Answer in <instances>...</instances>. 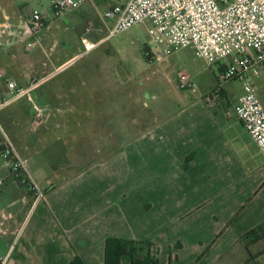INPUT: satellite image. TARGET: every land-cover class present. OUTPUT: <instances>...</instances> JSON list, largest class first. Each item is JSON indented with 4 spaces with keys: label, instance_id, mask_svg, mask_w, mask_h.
Returning <instances> with one entry per match:
<instances>
[{
    "label": "crops",
    "instance_id": "crops-1",
    "mask_svg": "<svg viewBox=\"0 0 264 264\" xmlns=\"http://www.w3.org/2000/svg\"><path fill=\"white\" fill-rule=\"evenodd\" d=\"M30 1L0 0V20L17 24L37 9L46 18L32 49L18 41L0 49V97L8 94V78L27 86L32 77L51 74L33 92L34 101L48 110L44 141L38 132L29 134L33 116L22 123L6 115L7 108L31 106L28 100L11 103L0 119L45 199L34 208L28 185L0 168V257L9 254L8 264H71L76 258L105 264L106 239L115 237L153 239L160 264H223L238 258L241 237L263 223L251 209L240 160L246 147L260 155L234 112L241 95L231 98L221 85L223 98L210 107L205 96L214 85L202 99L186 97L168 115L158 112L151 127L130 139L124 118L129 68L109 58L114 49L107 43L85 53L82 41L103 39L107 27L100 15L127 0H96L63 17H55L50 0L34 6ZM72 33L71 54L66 45ZM72 60L88 65L69 67ZM50 134L57 140L103 139L97 152L105 155L61 178L62 145H46ZM114 137L120 140L116 150ZM122 264H132L131 258L123 257Z\"/></svg>",
    "mask_w": 264,
    "mask_h": 264
},
{
    "label": "built area",
    "instance_id": "built-area-1",
    "mask_svg": "<svg viewBox=\"0 0 264 264\" xmlns=\"http://www.w3.org/2000/svg\"><path fill=\"white\" fill-rule=\"evenodd\" d=\"M96 0H50L55 17L79 9ZM107 27L106 36L96 43L83 39L84 52H90L107 43L112 37L139 24H148L149 34L157 52L146 50L145 56L155 63L163 56L192 48L198 59L209 67L218 65L220 77L217 87L205 96L210 107L222 100L223 83L239 81L243 95L234 107L264 160V105L255 80L264 75V0H127L100 15ZM111 21V24H109ZM90 23L88 30L92 27ZM46 27L44 13L37 9L16 24L10 18L0 20V49L23 42L32 49L37 37ZM51 74L32 77L27 86L16 80L5 81L7 96L0 97V113L11 103L27 99L33 110L31 128L34 132L48 120L46 107L34 101L32 93L45 84ZM179 86L183 90H197V84L187 73H179ZM0 168L28 185L34 195V208L45 199V192L32 178L27 160L22 156L0 119ZM2 181H0V185ZM8 219L11 215H1ZM25 225L21 229L24 230ZM9 254L0 257V264H8Z\"/></svg>",
    "mask_w": 264,
    "mask_h": 264
},
{
    "label": "rangeland",
    "instance_id": "rangeland-1",
    "mask_svg": "<svg viewBox=\"0 0 264 264\" xmlns=\"http://www.w3.org/2000/svg\"><path fill=\"white\" fill-rule=\"evenodd\" d=\"M37 2L39 1H30L32 6L37 4ZM148 28V24L136 25L112 37L105 45L107 48L114 49L111 57H109L110 59L112 58L113 62L119 63L124 69L129 68V76L131 79L129 83V97L126 103V105L128 104V111L124 118L127 119L130 126V139L135 138V136L151 127L157 121L158 112L160 116H165L173 112L178 107V102L176 101H180L186 97L189 99L195 97L202 99L206 92L218 84V78L220 77V67L218 65L209 67L204 60L196 57L192 48L178 50L170 56H163L155 63H150L146 59L145 51L151 50L155 53L158 50L152 41ZM73 35V33L70 35V39H68L66 45L67 51L71 54L73 48L76 47L72 39ZM67 65L69 67L80 68L87 66L88 63L80 60H72ZM179 73L189 74L197 83V90L181 89L178 82ZM255 84L259 98L264 105V75L256 79ZM223 85L231 98H237L243 95L241 82L232 81L223 83ZM32 96L34 97L35 94L33 93ZM16 109L8 110L7 108V117L12 118L15 115L22 123H26L27 118L30 117L31 119V116H33L32 107L28 104L22 109ZM125 113L126 110L124 108ZM127 121L124 124H127ZM2 124L4 126L3 122ZM27 126L29 127V124ZM119 126H121V122L114 124L115 129H118ZM29 130V134L32 135V128ZM41 131L42 128L37 131V135L43 140L44 134ZM91 132L93 131L90 129ZM51 136V134L49 137L46 136V145H54L55 143H57L55 146L59 145L58 143L62 145L59 149L64 154V157L58 161V166L61 168V178H67L76 174L79 171L77 167H85L105 155L101 154L104 152L100 154L97 152V149H102L100 148L99 142L103 141V139L96 137H69L57 140ZM119 143L120 140L114 137L112 143L113 149L116 150ZM39 145L42 144L39 143ZM240 160L243 167V177L248 178L246 182H248V189L251 192V198L253 200L251 209L264 222V165L262 163V157L259 154L255 155L253 148L246 147L244 151L240 152ZM151 240L154 244V240ZM249 250L251 251L250 254L248 253ZM249 250L242 246L238 258L234 260L227 259L223 264H264V240L256 245L250 246Z\"/></svg>",
    "mask_w": 264,
    "mask_h": 264
},
{
    "label": "trees",
    "instance_id": "trees-1",
    "mask_svg": "<svg viewBox=\"0 0 264 264\" xmlns=\"http://www.w3.org/2000/svg\"><path fill=\"white\" fill-rule=\"evenodd\" d=\"M190 159L187 160L188 166ZM264 240V222L256 228L250 230L241 237V242L246 249L256 245ZM152 240L135 241L110 237L105 242V264H122V258L129 256L132 264H160V260L153 253ZM249 254L251 251L249 250ZM251 257V256H250ZM71 264H83L79 258H76Z\"/></svg>",
    "mask_w": 264,
    "mask_h": 264
}]
</instances>
